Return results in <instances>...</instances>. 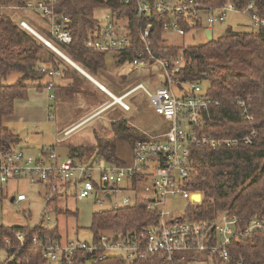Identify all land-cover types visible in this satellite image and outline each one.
<instances>
[{
  "label": "trees",
  "instance_id": "trees-1",
  "mask_svg": "<svg viewBox=\"0 0 264 264\" xmlns=\"http://www.w3.org/2000/svg\"><path fill=\"white\" fill-rule=\"evenodd\" d=\"M28 1L30 0H0V75L5 77L12 73L19 74L14 83L0 84L1 153L14 150L27 153L23 148H16L21 138L6 126L4 118L14 113L17 100L27 99L31 85L40 82L46 75H51L52 71L58 72L61 66H69L60 55L1 9L4 6L22 8ZM55 1L53 12L69 19L68 29L71 33V41L59 45V48L87 73L94 75L106 67V53L89 47L86 43L99 25L96 12L107 11L116 25H121L122 29L129 32L136 45L134 49L123 53H110L117 67L131 63L139 48L144 51V57L149 59L146 67L157 64L159 60L180 56L183 59L181 67L171 76L174 84L186 95H191L192 91L182 84L196 82L201 86L203 96L212 100L208 109L203 111L204 123L199 132L208 134L214 140H236L231 145L222 143L210 147L199 144L191 148L190 173L183 181L184 188L201 192L203 197L200 203L186 205L180 216L181 221L211 220L220 213H226L230 217L235 216L237 226L245 230L254 218H264V24H259L256 28L251 25L252 29L247 31L228 28L203 44L179 48L162 45L165 25L172 22L169 12L160 15L152 11L149 20L138 11V2L142 0ZM228 2L234 3L237 9H243L251 3V11L264 19V0H194L199 14L174 13L176 26L183 34L190 29H204L205 23H208L203 19V13ZM148 23L151 24L147 37L151 57L144 50L142 39ZM33 28L49 37L44 27ZM173 67V63L166 66L168 71ZM68 71L61 72L67 74ZM36 87L41 89L43 85ZM78 92L83 90L76 82L62 89V93L68 97H73ZM51 115L53 114L50 113ZM168 126L169 124L167 128ZM200 128H196L197 134ZM113 133L111 137L95 136V144L90 146H69L66 158L87 168L97 165L101 159L115 166H127L135 157L136 144L151 142V135L157 134L139 131L122 119L113 122ZM246 137L250 139L249 142L245 141ZM115 139L131 143L130 162H125L118 156ZM54 149L52 146L41 150L39 155L47 158ZM147 154L149 157L152 153L149 151ZM141 179V174H135L131 188L136 189ZM59 195L45 201L54 207V212H57L54 205ZM157 221V213L147 210L139 203L128 207L101 209L92 214L90 242L98 241L105 233L131 237L145 232ZM17 233L22 234L21 240L17 238ZM34 237L42 240V244L46 240L60 242L61 239L56 224L46 226L39 223L33 227L0 225V249L9 255L6 264H57L43 255L42 246L35 244ZM198 257L209 258L212 264H264V230L254 229L245 234L244 238L232 240L227 245L225 257L218 254L210 256L209 252H185L183 260L176 257V263L190 264ZM59 264H166V259L162 255L147 253L145 257H136L130 262L116 255L94 261L89 255L75 252L69 262L63 258Z\"/></svg>",
  "mask_w": 264,
  "mask_h": 264
},
{
  "label": "built area",
  "instance_id": "built-area-1",
  "mask_svg": "<svg viewBox=\"0 0 264 264\" xmlns=\"http://www.w3.org/2000/svg\"><path fill=\"white\" fill-rule=\"evenodd\" d=\"M55 0H30L25 7H9L12 9H31L42 18L48 27L49 37L38 33L26 21L20 20L19 24L39 38L47 47L64 57L69 63H75L60 50L59 45H65L71 41V33L68 29L69 19L64 15H55L53 5ZM252 4L249 3L243 9H237L232 2H228L217 8L205 11L206 22L213 24L221 21L227 12L246 14L251 18L252 26L264 24L255 12H252ZM138 11L144 17L151 19V12L160 15L169 12L170 24L165 25V30H175L178 34L183 31L176 26L174 13L198 15L194 0H142L138 2ZM98 16L99 25L89 38L86 45L110 53H123L136 47L132 37L121 25L115 24L114 19L107 11H101ZM151 24L148 23L142 34L143 48L151 57L147 39ZM141 46V47H142ZM149 59L144 57V51L140 48L136 51L134 59L129 63L132 67H146ZM183 59L178 56L167 60H159L157 64L162 70L161 81L153 88H148L139 83L131 88L123 96H113V103L118 104L123 110L128 111L129 105L124 99L136 90H142L147 96L154 112L161 116L169 124L167 129L157 133L151 138V142L137 143L134 159L127 166H115L101 159L97 165L87 168L74 162L70 158H58L55 151L45 158L41 155H33L21 150L12 152H0V183H7L11 179L31 177L41 183L45 200H50L59 195L68 186L74 187L78 199L87 198L93 192L98 194L99 205L103 199L110 202L108 208L128 207L139 203L147 210L155 211L158 215L156 224L149 226L145 232L137 235L120 236L116 233H105L96 242L47 241L34 237L36 245L42 246L43 255L53 263H61L65 258L68 262L75 252H82L91 256L94 261L105 258L108 255L122 256L127 261H133L136 257L142 258L149 254L162 255L166 264H177L176 257L184 259L185 252H209L210 256L218 254L227 255V245L232 240H240L245 234L254 229L264 230V218L253 219L245 230L237 226V218L220 213L211 220L191 222L180 219L181 214H172L166 209V198L176 196L186 200L187 204L200 203L201 192L184 188V179L190 173L189 155L194 145L206 144L216 147L222 143L235 144V139L214 140L208 134L199 132L203 126V111L208 109L212 100L203 96L202 88L196 82H185L182 85L192 91L191 95L181 90L174 84L171 76L181 67ZM173 63L174 67L168 71L166 66ZM57 71L50 72L51 75ZM52 86L48 84V88ZM102 87V86H101ZM103 88V87H102ZM54 118L53 115L50 119ZM250 118V117H248ZM198 133L197 134V129ZM72 128L63 131L67 135ZM249 142V138H245ZM151 156L148 157V152ZM153 157V158H152ZM135 174H141L137 188L132 187ZM70 182L68 185L67 183ZM125 191L127 193H125ZM122 193L120 197H117ZM100 194V196H99ZM199 194V200L196 196ZM27 196L24 193L13 197L12 203L19 205ZM17 238L22 239V234L17 233ZM46 238V237H44ZM2 250V249H0ZM4 251V250H3Z\"/></svg>",
  "mask_w": 264,
  "mask_h": 264
},
{
  "label": "rangeland",
  "instance_id": "rangeland-1",
  "mask_svg": "<svg viewBox=\"0 0 264 264\" xmlns=\"http://www.w3.org/2000/svg\"><path fill=\"white\" fill-rule=\"evenodd\" d=\"M1 9L3 12L9 14L16 22L23 19L29 25L32 24L36 27H43L42 24H45L44 20L31 9L16 10L8 6H4ZM101 14L102 12H99V10L96 12L97 16ZM202 17L206 21V15L203 14ZM210 25L214 38L222 34L228 28H232L235 31H247L252 29L250 27L252 25L251 18L246 14L236 12H227L223 20ZM34 26H32V28ZM207 41L208 38L203 28L190 29L184 34H178L175 30L170 29L164 31L162 35L163 46L183 48L200 45ZM111 56V54H106V67L99 71L109 81H113L116 85L117 88L114 89L115 93L126 90L138 83H144V85L150 89L161 83L162 70L159 65L146 68H135L126 63L119 68H115L112 66L113 57ZM122 74L123 76H121ZM18 77L19 74L17 73H12L5 77L0 75V84L14 83ZM86 89L89 88L84 84L83 90L85 91ZM95 98L94 96V99ZM79 100L78 103H76L77 101L70 102L69 99H65L64 97L58 98L57 96V100L51 101V103H57L56 109H50V112L48 109H44L37 115L34 113L31 117L19 115L18 118L16 117L15 119L7 121L6 126L9 125L10 127H8L21 138V142L16 148H23L27 153L37 156L41 150H46L54 146L55 153L59 158L64 159L67 157L69 146L72 144L84 143L88 140L92 141L94 139L93 131L100 133V135L106 134L110 137L113 136V122L116 119L126 121L129 126L135 127L139 131H143V129L145 131H151V129L155 130L158 122L164 124L160 116H157L153 112L147 96L143 91L138 90L125 99L131 107L130 111H125L123 109V111L118 110L116 106L94 120L89 127H83L78 130L75 135H65L63 134V130L60 131L62 127L60 126L62 124L61 121L69 122V120H74L73 117L79 114V109L85 106V102L81 98H79ZM106 100L107 96L98 92L95 101L96 104L93 102L94 104L86 111V113L90 111L86 117L95 115L93 114L95 111L94 109L96 107H102ZM50 113L54 115L53 119H50ZM86 113H84V115ZM117 114L118 118H112L109 121L105 120L108 116L112 117ZM97 120L103 121L105 125H102V123ZM96 121L98 124L95 123ZM114 141L117 146L118 156L125 162L131 161V143L127 140L115 139ZM85 144H88L86 146H90L89 142ZM75 160L79 161L77 159ZM76 192L77 190L72 186H68L62 190L59 197L56 198L54 205L57 213L54 212V207L51 204L46 203L47 200H45L43 195L44 190L42 184L33 182L31 177L11 179L7 183H0V225L33 227L39 223H44L46 226H53L56 224L58 233L61 236L60 242L65 243L67 241L77 240L90 242L92 240L90 224L93 212L107 209L111 204L108 200L102 198L103 204L99 205L97 201L98 194H96V192H93L87 198L83 199H78L76 197ZM19 193H24L27 199L16 206L12 203L11 198L16 197ZM125 193L127 192L125 191ZM121 195L122 193H119L117 197ZM202 197L203 195L200 196V199ZM186 205L187 202L183 198L176 196H168L166 198V209L171 211L172 214H181ZM65 211H67V213H65ZM55 218L56 220L54 221ZM8 261L9 255H7V252L0 250V264H6ZM190 264H212V262L209 258L198 257L190 262Z\"/></svg>",
  "mask_w": 264,
  "mask_h": 264
},
{
  "label": "crops",
  "instance_id": "crops-1",
  "mask_svg": "<svg viewBox=\"0 0 264 264\" xmlns=\"http://www.w3.org/2000/svg\"><path fill=\"white\" fill-rule=\"evenodd\" d=\"M20 20H23V19H20ZM19 21H17V22H19ZM42 25L46 29V31H48L47 23L45 22V24H42ZM30 26H32V24H30ZM204 26H205L204 32L206 33V35H207V31L209 30L211 36L213 37L211 25L209 26V24L206 25V23H205ZM111 57H113V56H111ZM64 60L69 66H67V65H66V67H64L65 65L61 66L60 70L56 74L46 75L40 82H37V83L31 85V87L28 90L27 99L17 100L15 102L14 113L10 116L5 117L4 118L5 122L10 121L12 119H15L16 117L18 118L19 115L23 116V117H31V116H33L34 113L37 115L38 113L42 112L44 109L45 110L48 109L50 112V109L51 110L56 109L57 103L56 102L51 103V101L57 100V96H58V98L64 97L65 99H69L70 102L77 101L76 103H78L79 98H81L85 102V106L82 107V109H79V111H78L79 114L76 117H73L74 120H69V122H65V121L62 122L61 121L62 124L60 126H62V127H61L60 131L61 130L64 131L66 129L72 128V130L68 133V136L75 135L77 133V131L82 129L83 127H89L90 125H92L94 120L101 117L102 114H104L106 111L110 110L111 108H115L117 106L118 110H122V108L118 104L113 103V96H116V97L123 96L131 88H133L135 85L130 87V88H127L126 90H121L118 93H115L114 89L117 88L116 85L113 83V81H109L100 71H97V73L94 75H90L84 69H82L78 64H76L75 62L74 63L77 66L69 63L66 59H64ZM112 66L115 68H119L115 64L114 59L112 60ZM62 70H69V71L67 72V74H63L61 72ZM121 76H123V74ZM74 82L78 83L80 86V89H82V90L84 88V84H86L87 88H89V89H86L85 91L83 90V92H78L73 97H68L67 95L62 93V89H65L66 86H68ZM48 84H50L52 87L48 88ZM36 85H43V87L41 89H39L36 87ZM136 91H138V90H136ZM136 91L130 93L127 97L131 96ZM98 92L106 95L107 100L104 102L102 107L100 106V107H96L94 109L95 111L93 114H95V115H93L92 117L91 116L86 117L87 114L90 113V111L87 113H86V111L89 110V108L94 103L96 104L95 101H96ZM94 96L96 97L95 99H94ZM125 99H124V101H125ZM79 101L82 102L81 100H79ZM129 107H130V105H129ZM130 109H131V107H130ZM130 109L128 111H130ZM84 113H86V114L84 115ZM157 116H159V115H157ZM112 118H114V119L118 118V114L116 116H112V117L108 116L105 120L109 121ZM160 118L162 119L164 124H160V122H158L159 124L157 123L155 130L151 129V131H145L143 129L142 132L149 133V134H156V133H160V132L164 131V129L167 128L168 124L165 120H163V118L161 116H160ZM97 121H100V120H97ZM97 121L95 122L96 124H98ZM101 123H102V125H105L103 121ZM93 135H94V139L92 141H89V140L87 141L90 143L89 145L95 144V136H97V135L98 136H107L106 134L100 135V133H96L95 131H93ZM87 142L76 143V144L74 143L72 145H75V146H81V145L84 146L85 145L86 146V145H88V144H85ZM128 162H130V161H128ZM33 182H37V181H35L33 179ZM37 183H39V182H37ZM42 188H43V186H42ZM12 199H13V197L11 198V201H12ZM25 200H23V201H25ZM63 240H65V239H63Z\"/></svg>",
  "mask_w": 264,
  "mask_h": 264
},
{
  "label": "water",
  "instance_id": "water-1",
  "mask_svg": "<svg viewBox=\"0 0 264 264\" xmlns=\"http://www.w3.org/2000/svg\"><path fill=\"white\" fill-rule=\"evenodd\" d=\"M207 37H208V39L210 40L211 38H212V36H211V34H210V31L208 30L207 31ZM76 65V64H75ZM77 66V65H76ZM197 196H199V194H197Z\"/></svg>",
  "mask_w": 264,
  "mask_h": 264
},
{
  "label": "bare ground",
  "instance_id": "bare-ground-1",
  "mask_svg": "<svg viewBox=\"0 0 264 264\" xmlns=\"http://www.w3.org/2000/svg\"><path fill=\"white\" fill-rule=\"evenodd\" d=\"M196 200H199V197L198 196H196V198H195Z\"/></svg>",
  "mask_w": 264,
  "mask_h": 264
}]
</instances>
